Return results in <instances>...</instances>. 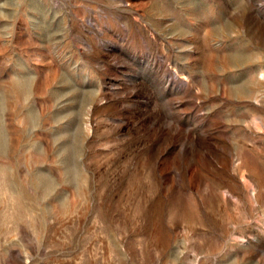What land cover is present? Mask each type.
<instances>
[{
    "label": "rangeland",
    "instance_id": "obj_1",
    "mask_svg": "<svg viewBox=\"0 0 264 264\" xmlns=\"http://www.w3.org/2000/svg\"><path fill=\"white\" fill-rule=\"evenodd\" d=\"M0 264H264V0H0Z\"/></svg>",
    "mask_w": 264,
    "mask_h": 264
}]
</instances>
